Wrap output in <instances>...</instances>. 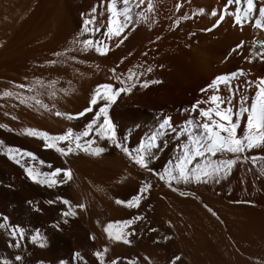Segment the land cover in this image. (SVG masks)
Listing matches in <instances>:
<instances>
[{
	"label": "bare ground",
	"instance_id": "obj_1",
	"mask_svg": "<svg viewBox=\"0 0 264 264\" xmlns=\"http://www.w3.org/2000/svg\"><path fill=\"white\" fill-rule=\"evenodd\" d=\"M224 2L179 0L177 9V0H152L153 10L140 19L136 14L147 9V0L139 7L132 5V23L120 37L108 41L102 32L95 34L109 45L105 55H98L92 49L82 51L70 41L80 31L83 18L106 20L103 0H0V93L18 94L0 95V125L7 126L0 128V142L4 148L33 153L36 160L22 154L18 158L41 173L57 167L71 173L70 179L59 175L63 183L41 185L29 180L20 164L0 151V223L7 217L9 226L24 229L20 237L0 228V259L9 264H58L61 259L73 264L72 254L79 252L84 259L75 264H99L92 252L107 248L105 264L117 257V264H264V148L246 151L226 174L207 182L170 181L166 186L92 133L82 137V142L92 139L104 152L92 156L77 150L61 156L45 148L42 139L21 131L32 128L50 135L68 128L81 131L94 112L81 117L74 114L87 106L93 88L102 83L122 87L115 77L124 79L131 70L141 81L158 83L145 88L134 81L131 91L121 93L109 106V120L117 136L126 138L125 146L134 149L157 130L163 117L170 118L171 127L157 137L156 147L150 149L154 156L147 161L150 168L162 173L174 164L180 145L187 142L175 132L185 120L198 116V112L187 115L191 104L207 101L213 94L212 89H200L214 77L239 69L229 84L219 85L217 93L226 102L231 99L235 110L241 96L250 105L255 82L264 78V59L253 55L260 51L259 45L253 48V41L264 40V31L250 23L242 29L234 26L229 15L211 27ZM261 3L256 0L257 14ZM213 9L217 16L211 15ZM178 17L188 18L173 27L172 21ZM97 26L104 29L105 24ZM241 41V47L235 48ZM18 84L25 87L17 88ZM18 97L33 99L22 104ZM36 100L47 105V110ZM209 106L201 103L198 108ZM245 121L246 114H242L238 134H243ZM59 146L66 147L67 142ZM253 156L257 157L255 166L245 159ZM221 158H232V154L212 157ZM141 181L151 187L138 207L115 203L136 194ZM61 200L69 202L75 215L62 217L68 207ZM80 204L83 209L77 207ZM135 216L141 218L125 229L130 244L111 241L103 232L105 224ZM36 230L44 238L43 247L30 240ZM16 256L21 259L16 261ZM173 257L179 259L173 262Z\"/></svg>",
	"mask_w": 264,
	"mask_h": 264
},
{
	"label": "snow or ice",
	"instance_id": "obj_2",
	"mask_svg": "<svg viewBox=\"0 0 264 264\" xmlns=\"http://www.w3.org/2000/svg\"><path fill=\"white\" fill-rule=\"evenodd\" d=\"M106 5L107 18L106 20L100 19L96 16L90 18H83L80 26V31L76 34L74 39L70 43L80 47L82 51H88L89 49L94 50L98 55H105L109 50V45L105 40H100L95 37L96 33L102 32L106 40L111 41L113 38H118L129 27L132 23V12L131 6L134 5L139 7L145 3V0H103ZM122 5V6H121ZM229 6H234L230 8ZM176 8H180L179 0H177ZM153 10L152 0H147V9L143 13H137L136 18L140 19L143 15L146 18V13ZM95 12V8L92 9ZM217 10L213 9L211 12L212 16H217ZM225 15L232 17L234 26L240 27L241 29L245 24H249L254 29L264 31V0L258 7L256 0H225L223 8L219 11V18L216 19L215 23L212 24V28H215L221 23ZM188 17H178L172 21V26L175 27L180 19H186ZM155 20L153 19V23ZM98 23H104V29L97 26ZM210 30V29H207ZM85 34H88L87 38H83ZM244 42L241 41L235 48H240ZM257 45L260 46V51L253 53V55L260 56L264 59V40H254L253 48ZM65 51H72V49H65ZM252 52V49H250ZM55 56H62L63 53H53ZM75 59V57H73ZM227 59V57H225ZM251 62L250 57H246ZM47 63H55V61H47ZM109 71H113L110 69ZM146 71H151L147 69ZM240 73L238 69L236 72L225 73L214 77L206 88L200 89L201 92H205L208 89L213 90V94L208 97L207 101L197 100L191 104V111L187 115L191 116L192 112H198V116L187 119L183 122V127L175 132L177 136H184L186 143L180 145V151L175 158L174 164L165 168L162 173L155 172L148 166V159L153 158L154 154L150 151L156 147L157 137L167 128H170V118L167 116L163 117L157 124V130L148 136L146 140H141L139 146L130 149L125 146L126 138H120L117 136L114 129V125L110 122L108 116L109 106L117 99L121 94H127L134 87V81L139 83L141 87H148L150 83H158V81L138 79V76L134 72H130L125 75L124 79L115 77L122 87L114 88L111 83L97 84L87 101V106L82 111L75 113L76 117L84 116L86 113L94 112L88 123L83 126V129L78 132H74L72 128H68L62 134L50 135L49 133L32 128H23L21 131L28 135L34 136L38 139L43 140V146L45 148L54 149L60 153L61 156H67L75 151H84L92 156H97L105 151V148L95 145L92 139H88L82 142V137L89 136L92 133L95 136H99L101 140L106 139L109 145H114L115 148L124 153L130 162L138 166L140 169L150 172L152 175L157 176L160 180L164 181L166 186H170V181H184V182H207L208 179L219 177L221 173H227L233 164L240 159V157L249 150L256 148H264V78H258L255 82V94L250 98V105L246 104L247 97H240V106L233 110L231 107V99L227 102L224 98L219 96L220 84H229L230 80ZM37 84L40 81H36ZM17 88H23L25 85H16ZM31 91V89H29ZM229 94L231 95L233 90L229 86ZM3 96H14L9 91L0 93ZM54 95V93H50ZM20 103L24 104L33 97H18ZM36 103L47 110V105L36 100ZM201 103L209 104V107H200ZM223 105V107H222ZM246 114V121L243 124V134H238V127L241 124V115ZM57 116H64L66 119H73V114H66L56 112ZM102 117V121L99 118ZM15 119V117H13ZM6 125H0V128H6ZM11 131V129H8ZM63 142H67L66 147H60L59 145ZM0 151L8 156V159L14 160V162L20 164L24 169L28 179L44 185L47 184L52 187L58 183H63V180L58 179L62 173L64 178L71 176L70 170L62 168H54L52 171L47 173H41L34 169L31 163L25 164L20 163L18 158L21 154L23 157H29L31 160H36L33 153L23 151L18 148L7 147L4 148L2 142H0ZM232 154V158H221L212 159L217 154ZM194 158L196 163H194ZM245 159H251L255 166L257 157H245ZM264 160V157H261ZM40 163H43L40 161ZM51 167V166H49ZM151 187L149 182L141 181L140 187L136 194L132 195L127 200L116 199V204H123L128 208H136L139 206L140 200L144 198V195L148 192ZM173 191L177 189L173 188ZM181 195H188L186 192H181ZM57 199H61L57 197ZM63 204L68 207V211L62 212V217L69 215H75L72 212V206L67 200H61ZM46 203H53V201H46ZM77 207L83 209L84 205L80 204ZM210 212L211 209H208ZM215 215V213H212ZM140 216H135L130 220H118L109 222L104 225L103 232L107 238L111 241H122L124 244H130L127 239L128 232L125 229L130 226L134 220H139ZM66 222V221H65ZM52 227L58 228V225L53 224ZM0 228H6L12 236L20 237L23 236L24 229L19 226H9L7 223V217L3 218V222L0 223ZM19 238V237H18ZM92 239L93 237H89ZM31 242L37 243L39 246H44V238L40 235L39 230L32 233L30 237ZM107 252V248L102 251H94L92 255L99 262V264H105L104 255ZM20 256H16L15 260L19 261ZM73 264L79 259L83 261V256L79 252L72 254ZM119 257L111 260L109 264H117ZM147 260L148 258L145 257ZM179 257H173V262L178 260ZM0 264H9L6 259H0ZM58 264H65V261L61 259ZM129 264H132L130 261Z\"/></svg>",
	"mask_w": 264,
	"mask_h": 264
}]
</instances>
